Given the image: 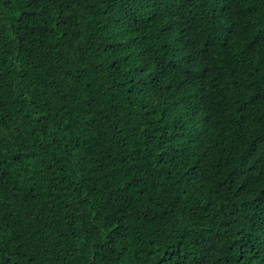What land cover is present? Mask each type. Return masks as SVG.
<instances>
[{"label": "trees", "instance_id": "16d2710c", "mask_svg": "<svg viewBox=\"0 0 264 264\" xmlns=\"http://www.w3.org/2000/svg\"><path fill=\"white\" fill-rule=\"evenodd\" d=\"M0 264H264V0H0Z\"/></svg>", "mask_w": 264, "mask_h": 264}]
</instances>
